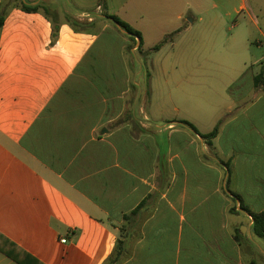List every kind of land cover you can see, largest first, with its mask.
<instances>
[{
  "label": "crops",
  "instance_id": "obj_1",
  "mask_svg": "<svg viewBox=\"0 0 264 264\" xmlns=\"http://www.w3.org/2000/svg\"><path fill=\"white\" fill-rule=\"evenodd\" d=\"M60 1L0 0V246L42 264H106L134 212L119 264H264L241 210L264 213V55L250 57L263 48L264 0H168L205 35L233 19L245 34L195 61L185 114L169 96L154 105L144 69L155 46H132L106 0ZM210 72L221 86L208 111L193 77ZM216 127L210 145L201 135ZM0 264L17 263L0 250Z\"/></svg>",
  "mask_w": 264,
  "mask_h": 264
},
{
  "label": "rangeland",
  "instance_id": "obj_2",
  "mask_svg": "<svg viewBox=\"0 0 264 264\" xmlns=\"http://www.w3.org/2000/svg\"><path fill=\"white\" fill-rule=\"evenodd\" d=\"M109 12L118 15L121 20L129 23L135 30L143 34L144 47H154L163 43L159 51L152 52L150 65L144 71H149L147 77V86L149 96L151 87L154 90V105H167V97L172 101L169 103L171 108L180 109L181 114H185V105L190 99L198 98L193 89L190 94L187 86L188 73L195 61L203 57L220 58L222 44H231L233 40H244L245 34L243 28H234L236 20L223 23V28L219 33L205 35L203 28L196 19L193 23L188 22V17L183 15L178 18L182 8H177V4L172 5L168 0H106ZM68 1L63 0L59 3L66 4ZM243 19L242 17L239 19ZM253 36L257 40L263 39L253 31ZM211 44L207 49L202 50L201 43ZM217 44V47L215 45ZM136 45L132 41V46ZM217 48V49H216ZM263 48L258 50L256 45L251 46L250 57L253 60L263 58ZM153 62V65H152ZM217 73L197 74L194 84L198 82L205 83L206 86L201 92L205 93L206 108L213 107L211 100L216 98L215 91L220 88V81ZM153 81V83L151 82ZM198 86V85H197ZM184 105V106H183ZM183 116V115H182Z\"/></svg>",
  "mask_w": 264,
  "mask_h": 264
},
{
  "label": "trees",
  "instance_id": "obj_3",
  "mask_svg": "<svg viewBox=\"0 0 264 264\" xmlns=\"http://www.w3.org/2000/svg\"><path fill=\"white\" fill-rule=\"evenodd\" d=\"M21 8L23 11L28 12V13H43L46 17L50 19H51V16L53 15L50 8L44 5L43 3H39L37 5H30L27 3H22ZM106 18L110 20L114 25L118 23L121 26V28L128 33L127 35L130 36V39L135 44L137 43L136 39H139L140 44H139L138 50L139 51L142 50L144 42H143L142 34L139 31L133 29L129 24L123 22L119 17L115 15H106ZM52 22L54 21L52 20ZM68 22L71 24L72 28L76 32L79 31L80 29L87 30L89 27V24H82L71 18L68 19ZM2 23H3V18L0 17V27ZM57 31H58L57 27H54V35H57ZM162 45L163 43L156 45L152 49V52L159 51ZM255 84L258 87L264 84V74H261L260 76L256 77ZM181 124L184 126H188L197 132V130L191 123L187 121H181ZM217 132H218V128L216 127L211 133L201 135V136L204 139H206L208 143L211 145V140H213L216 137ZM241 210L249 214L253 218L254 234L258 238L264 239V213H259V214L253 213L244 205L241 206ZM231 212H234V210H232ZM133 215H134V212H132L129 215L124 216L125 224L121 227V237L116 242L115 249L113 253L111 254V256L108 258L106 264H119L125 258H128L129 256L128 248L130 244L129 232L134 228L133 218H132ZM235 238L238 242L242 241V236L239 234L238 231L236 232ZM9 244H10L9 247L11 246L12 249L10 248L5 249L0 246V250L4 252L8 257L12 258L17 264H42L37 259L29 255L28 253H26L25 251H23L22 249L14 245L13 243L9 242Z\"/></svg>",
  "mask_w": 264,
  "mask_h": 264
},
{
  "label": "water",
  "instance_id": "obj_4",
  "mask_svg": "<svg viewBox=\"0 0 264 264\" xmlns=\"http://www.w3.org/2000/svg\"><path fill=\"white\" fill-rule=\"evenodd\" d=\"M115 25H116V26H117L122 32L128 34L126 31H124V30L121 28V26H120L118 23H116ZM137 41L139 42V39H137Z\"/></svg>",
  "mask_w": 264,
  "mask_h": 264
},
{
  "label": "built area",
  "instance_id": "obj_5",
  "mask_svg": "<svg viewBox=\"0 0 264 264\" xmlns=\"http://www.w3.org/2000/svg\"><path fill=\"white\" fill-rule=\"evenodd\" d=\"M42 1H45V0H42ZM67 241L66 240H62V243H66Z\"/></svg>",
  "mask_w": 264,
  "mask_h": 264
}]
</instances>
